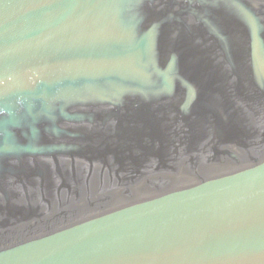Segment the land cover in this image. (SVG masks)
<instances>
[{"label": "water", "instance_id": "95a60500", "mask_svg": "<svg viewBox=\"0 0 264 264\" xmlns=\"http://www.w3.org/2000/svg\"><path fill=\"white\" fill-rule=\"evenodd\" d=\"M0 264H264V0H0Z\"/></svg>", "mask_w": 264, "mask_h": 264}]
</instances>
